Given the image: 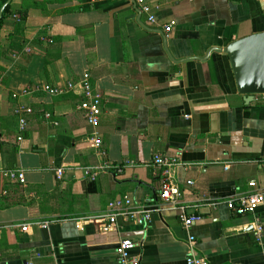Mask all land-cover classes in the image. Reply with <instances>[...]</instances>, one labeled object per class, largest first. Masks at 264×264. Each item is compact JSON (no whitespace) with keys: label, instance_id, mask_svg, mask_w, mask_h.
<instances>
[{"label":"crops","instance_id":"obj_1","mask_svg":"<svg viewBox=\"0 0 264 264\" xmlns=\"http://www.w3.org/2000/svg\"><path fill=\"white\" fill-rule=\"evenodd\" d=\"M145 1L158 6L156 23L136 0H29L18 34L20 15L3 19L0 264H120L123 238L142 264H187L192 234L208 264H264V232L256 241L248 231L256 222L264 229V202L245 216L227 206L264 193V94L245 102L218 51L264 32V0ZM85 73L104 97L97 131L106 157L79 109ZM70 82L61 95L43 90ZM20 104L33 110L23 132ZM157 155L179 162L165 170ZM105 161L129 164L86 174ZM12 170L24 172V184L5 175ZM167 179L181 191L177 206L201 217L190 230L180 209L161 200ZM124 195L152 210L150 224H110L108 203Z\"/></svg>","mask_w":264,"mask_h":264},{"label":"built area","instance_id":"obj_2","mask_svg":"<svg viewBox=\"0 0 264 264\" xmlns=\"http://www.w3.org/2000/svg\"><path fill=\"white\" fill-rule=\"evenodd\" d=\"M137 3L141 7V11L148 16V20L151 23L157 22V17L153 12L154 8H158L157 5H151L145 0H136ZM16 17H18L16 15ZM175 21H170L167 24H164V32L169 34L174 25ZM90 74L85 73L83 79L80 83V86L83 91V100L79 104V109L82 110L84 116L88 123L94 128L90 136V142L96 148L98 154L100 156L106 157L107 150L104 147V141L99 135L97 128L100 125L101 115H102V101L103 95L99 92H96L90 81ZM75 86L74 83H68L66 87H52L50 85H45L43 90L51 95H61L67 90L73 89ZM16 97V96H14ZM33 110L30 106L26 105H18L16 108V115L18 116V122L20 130L23 132L27 127V117L32 114ZM49 116V115H48ZM19 140H22V137H19ZM156 166H160L167 170L169 167L176 165L179 161L175 158H168L157 155L153 160ZM132 163V162H131ZM129 164V162H125L122 164H111L107 161L102 163V167L93 169H86V174L90 176V178L95 179L99 169H113L116 172H122L124 167ZM165 173H167L165 171ZM61 174V173H60ZM59 174V176H60ZM10 179L17 181L21 184L25 183V175L22 170H12L5 174ZM163 185L161 192V200L163 204H168L171 206H176L180 209L179 220L182 226L188 230H190L194 224L201 220V217L197 214H188L183 207L177 206L179 204V199L181 197V191L179 187L170 179H167ZM192 184V181L188 182ZM250 186H256L255 182H251ZM264 202V193H255L248 197H242L238 200H229L227 202V206L230 210H232L238 216H245L247 214L254 213V211ZM152 210L146 209L142 206L135 207L133 205L132 199L128 195H124L119 198H115L114 200L108 203L106 209V219L110 222V224H115L117 222L118 217H122L125 220H131L136 224L146 227L150 224L152 220ZM28 227L24 226L22 228L23 231H27ZM253 236L256 241H260L264 232L263 226L260 222L254 223V227L252 229ZM195 235H190L188 238V255L186 258L187 264H208L207 260L204 257L198 256L195 253V244H196ZM136 248V244L129 238H123L119 246L117 248V258L120 264H142L140 255L134 253ZM33 264V263H29Z\"/></svg>","mask_w":264,"mask_h":264},{"label":"water","instance_id":"obj_3","mask_svg":"<svg viewBox=\"0 0 264 264\" xmlns=\"http://www.w3.org/2000/svg\"><path fill=\"white\" fill-rule=\"evenodd\" d=\"M10 2L8 0L2 7L0 18ZM218 51L227 54L238 92L245 102H252L256 95L264 94V32L243 37Z\"/></svg>","mask_w":264,"mask_h":264},{"label":"trees","instance_id":"obj_4","mask_svg":"<svg viewBox=\"0 0 264 264\" xmlns=\"http://www.w3.org/2000/svg\"><path fill=\"white\" fill-rule=\"evenodd\" d=\"M7 1L8 0H0V9L2 6H4L6 4ZM16 2H20V4H17ZM33 4H36V1ZM28 5H29V0H13V2L9 3L3 11L2 18L0 19V27H1L2 21L5 17H7L11 14H15V13L17 14L18 13L20 15V21L17 24L15 34L21 33L23 28H24V22L26 20V15H27V12L24 11V9L27 8ZM73 10L80 11V7L75 8ZM68 11H72V10H68ZM10 48L11 49L16 48L15 44L12 43ZM30 58H31L30 56L27 57V60H30ZM5 72H6V68L4 66L0 65V84H3V85L8 84V78L5 75ZM2 147L3 146L0 143V148L2 149Z\"/></svg>","mask_w":264,"mask_h":264}]
</instances>
